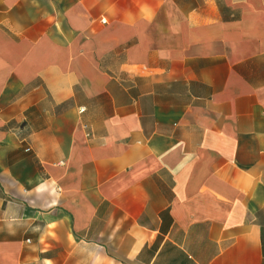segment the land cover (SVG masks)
Masks as SVG:
<instances>
[{
  "label": "crops",
  "instance_id": "obj_1",
  "mask_svg": "<svg viewBox=\"0 0 264 264\" xmlns=\"http://www.w3.org/2000/svg\"><path fill=\"white\" fill-rule=\"evenodd\" d=\"M0 264H264V0H0Z\"/></svg>",
  "mask_w": 264,
  "mask_h": 264
}]
</instances>
